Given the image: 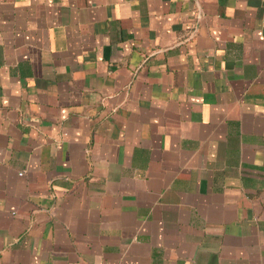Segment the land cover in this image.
Segmentation results:
<instances>
[{
	"label": "crops",
	"instance_id": "0c3cea01",
	"mask_svg": "<svg viewBox=\"0 0 264 264\" xmlns=\"http://www.w3.org/2000/svg\"><path fill=\"white\" fill-rule=\"evenodd\" d=\"M0 264H264V0H0Z\"/></svg>",
	"mask_w": 264,
	"mask_h": 264
}]
</instances>
